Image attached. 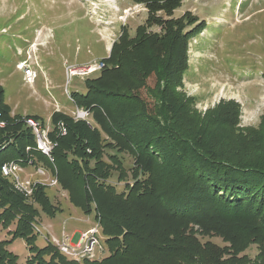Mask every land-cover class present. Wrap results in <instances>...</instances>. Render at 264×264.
<instances>
[{
    "label": "trees",
    "instance_id": "1",
    "mask_svg": "<svg viewBox=\"0 0 264 264\" xmlns=\"http://www.w3.org/2000/svg\"><path fill=\"white\" fill-rule=\"evenodd\" d=\"M137 3L148 10L144 23L137 26L133 37L125 35L112 45L108 58L103 59L105 67L85 83L83 93L70 95L76 108L89 112L93 124L75 121L60 112L50 116L52 129L48 137L55 144L51 153L53 163L35 149V138L26 120L37 122V118L11 115L0 87V119L5 124L0 129V166L8 161H22L25 165L27 159H32L34 164L50 170L58 185L68 191L73 206L83 214L94 211L108 255L77 262L67 259L53 246L37 250L31 225L38 217V209L27 204L1 173L0 227L7 230L14 225L12 240H25L29 252L26 264H264V122L253 131L238 132L231 114L224 116L234 110L235 106L229 103L206 112V123L193 120L196 115L188 111L184 100L172 94V89L180 85L186 68L187 37L195 24L189 29L187 21L173 19L176 0ZM152 25L161 27V32L150 30ZM149 76L155 78L153 89L145 85ZM143 89L145 94H141ZM182 113L198 128L189 127L187 136L176 135L179 141L174 147L162 150L165 167L171 163V167L186 165L187 169L184 174L179 173L183 176L167 191L160 210L202 230L210 229L211 234L230 247H167L158 240H149L139 228L117 221L113 213L103 211L104 198L110 199L109 208L112 197L121 196L100 183L106 175V165L98 150L101 135L119 140L118 148L136 159L152 158L158 146L153 139L167 133L163 123L172 121L177 125ZM207 122L225 132L220 149L205 144L203 137L210 130ZM61 128L65 129L64 135ZM75 186H83V195L74 194ZM43 189L44 186H37L33 202L47 214L48 199ZM130 193H123L122 200L151 198L149 191L134 196ZM10 242L0 241V264H20L8 249ZM250 245L257 249L253 259L245 254ZM48 254L50 257L45 258Z\"/></svg>",
    "mask_w": 264,
    "mask_h": 264
},
{
    "label": "rangeland",
    "instance_id": "2",
    "mask_svg": "<svg viewBox=\"0 0 264 264\" xmlns=\"http://www.w3.org/2000/svg\"><path fill=\"white\" fill-rule=\"evenodd\" d=\"M147 13L146 6L137 0H0V87L11 112L34 115L44 128L51 130L48 117L53 110L68 115L75 110L70 95L84 92L85 83L105 67L104 60L112 45L125 35L133 37ZM172 17L187 21L189 29L195 24L194 31L187 37L186 68L180 85L172 89V94L174 92L185 101L188 111L196 115L193 120L206 123V112L229 103L235 106L234 110L224 116L231 114L235 130L245 133L257 129L264 122V0H176ZM150 30L161 32L162 29L152 25ZM34 53L40 65L28 64L35 72L33 83L28 84L23 80V71L16 66L24 61L25 54L26 58H33ZM100 61L104 67L90 78L73 77L68 82L66 66H85ZM145 85L153 89L155 78L149 76ZM145 93L143 89L141 94ZM178 117L177 125L161 121L167 133L154 137L158 146L152 158L137 156L136 159L118 148L119 140L101 135L98 150L106 165V175L100 183L121 196L119 199L112 197L109 208L110 199L104 198L103 211L110 212L109 215L113 213L117 221L139 228L149 240H158L168 244L167 247H230L211 234L210 229L202 230L160 210L167 191L187 169L186 165L171 167V163L165 167L162 150L174 147L179 141L176 135L187 136L189 127L198 128L196 122L186 120V113ZM88 119L86 123L93 124ZM207 128L210 130L203 137L206 146L220 149L225 132L210 123ZM199 136L202 135L197 138ZM242 148L249 150L248 146ZM136 150L141 153L139 148ZM21 174L31 181L40 180L46 184L54 178L48 169L43 177L36 175L33 168H23ZM83 186H75L74 194L83 195ZM84 189L89 191L88 187ZM129 190L132 196L149 191L151 198L122 200L123 193ZM42 192L48 199L47 214L33 199L25 201L38 209V217L31 225L37 250L52 247L51 235L60 237L61 230L75 246L81 232L98 225L94 211L83 214L70 203L68 191L58 183L44 186ZM181 226L185 229H180ZM13 230L14 225L7 230L0 227V241H11L8 249L18 257L20 264H26L29 252L25 240H12ZM100 239L104 251L99 259L108 255L101 233ZM248 247L245 254L253 259L257 254L256 246Z\"/></svg>",
    "mask_w": 264,
    "mask_h": 264
},
{
    "label": "built area",
    "instance_id": "3",
    "mask_svg": "<svg viewBox=\"0 0 264 264\" xmlns=\"http://www.w3.org/2000/svg\"><path fill=\"white\" fill-rule=\"evenodd\" d=\"M30 57H27V59ZM104 67L103 62L91 63L85 66H66L65 74L68 78V82L73 77L85 78L90 75L100 71ZM18 70L23 71L24 81L28 84L33 83L35 78V72L28 68L25 61L18 63L16 66ZM71 100V98H70ZM72 101V100H71ZM89 118V112L84 109H76L73 113V119L75 121L82 120L87 121ZM26 123L31 128L32 133L35 138L36 150L45 156L50 163H53V158L51 156L52 150L55 146L48 137L50 130L44 128L40 122H34L32 120H26ZM4 122L0 119V129L4 127ZM61 134H65V129L61 128ZM29 147L26 148V152H29ZM23 168H33L36 175L43 177L45 175V167L34 164L32 159H27L25 165H22V161H8L0 166V173L2 177L9 180L12 188L19 193L25 200L33 199L34 192L37 186H55L57 185V179L55 175L54 178L50 180L49 184H46L40 180L31 181L28 176L22 175ZM50 171V170H49ZM51 172V171H50ZM52 173V172H51ZM53 174V173H52ZM35 223V222H34ZM32 223V224H34ZM40 232L39 229H36ZM100 229L94 226L84 232L80 233L79 243L75 246L70 244V238L61 233L60 237L52 236L50 237L51 244L57 249V251L69 260H74L77 262H82L85 259L97 260L99 255L103 253L104 246L100 239Z\"/></svg>",
    "mask_w": 264,
    "mask_h": 264
},
{
    "label": "crops",
    "instance_id": "4",
    "mask_svg": "<svg viewBox=\"0 0 264 264\" xmlns=\"http://www.w3.org/2000/svg\"><path fill=\"white\" fill-rule=\"evenodd\" d=\"M31 44V43H30ZM27 55H29V53L27 54ZM24 61H25V63L28 65V64H30L31 66H38V65H40V59L37 57V55H36V53H34V55H33V58H31L30 57V59L28 58H26V54H25V59H24ZM18 65V64H17ZM23 80H24V77H23ZM4 97V96H3ZM4 103H5V99H4ZM6 105H7V103H5ZM8 106V105H7ZM9 107V106H8ZM75 107V110L76 109H78V108H76V106H74ZM10 108V107H9ZM75 110L70 114V115H68V114H66V113H64L63 111H61V110H53V112H52V114L54 113V112H60V113H63V114H65V115H67V116H69V117H71V118H73V113L75 112ZM10 112H11V108H10ZM51 114V115H52ZM11 115H20V114H13L12 112H11ZM51 115H49V117L48 118H50V116ZM20 116H34V115H30V114H25V115H20ZM89 118H90V116H89ZM89 120V119H88ZM61 232H63V233H65L64 231H62L61 230ZM60 232V233H61ZM66 234V233H65Z\"/></svg>",
    "mask_w": 264,
    "mask_h": 264
}]
</instances>
